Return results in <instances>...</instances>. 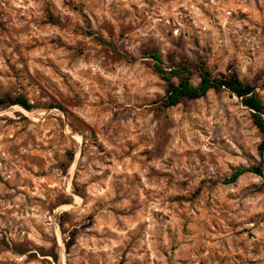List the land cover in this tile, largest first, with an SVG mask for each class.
<instances>
[{
  "label": "rangeland",
  "instance_id": "1",
  "mask_svg": "<svg viewBox=\"0 0 264 264\" xmlns=\"http://www.w3.org/2000/svg\"><path fill=\"white\" fill-rule=\"evenodd\" d=\"M184 64L264 103V0H0L34 106L0 105V264H264L263 135L227 90L166 107Z\"/></svg>",
  "mask_w": 264,
  "mask_h": 264
},
{
  "label": "trees",
  "instance_id": "2",
  "mask_svg": "<svg viewBox=\"0 0 264 264\" xmlns=\"http://www.w3.org/2000/svg\"><path fill=\"white\" fill-rule=\"evenodd\" d=\"M152 58L156 62H160V56L153 54ZM160 74H162L165 81L169 83L167 94L164 98L163 104L166 107H173L181 103L184 99L197 100L204 97L209 91L227 90L232 94L237 95L242 100L244 107L249 109L252 113L254 124L263 135L261 144L259 145L260 154L264 152V103L256 92L255 87L244 84L235 76L216 77L212 72L206 69L203 65L196 67V72L199 77V83L193 85L190 77L192 76V69L188 65H182L171 70L165 71L164 69L157 67ZM177 79V83L172 82V79ZM17 105L24 110L31 111L34 106L22 96L0 99V105ZM245 173H255L262 175V169L260 167L253 168H239L234 170L230 176L223 179L222 183L225 185L235 183ZM51 258L57 261V255L51 254Z\"/></svg>",
  "mask_w": 264,
  "mask_h": 264
}]
</instances>
